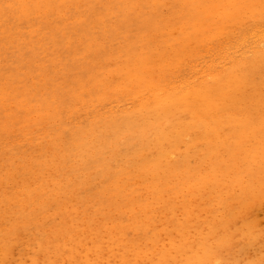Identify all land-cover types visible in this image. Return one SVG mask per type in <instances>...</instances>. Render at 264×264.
<instances>
[{"label": "rangeland", "instance_id": "374dc122", "mask_svg": "<svg viewBox=\"0 0 264 264\" xmlns=\"http://www.w3.org/2000/svg\"><path fill=\"white\" fill-rule=\"evenodd\" d=\"M36 1L0 0V264H264V0Z\"/></svg>", "mask_w": 264, "mask_h": 264}, {"label": "bare ground", "instance_id": "6f19581e", "mask_svg": "<svg viewBox=\"0 0 264 264\" xmlns=\"http://www.w3.org/2000/svg\"><path fill=\"white\" fill-rule=\"evenodd\" d=\"M39 1H40V0H39ZM39 1H38V2H39ZM41 1H42V0H41ZM49 1H50V0H49ZM121 1H122V0H121ZM30 2H31V1H30ZM33 2H34V1H33ZM33 2H32V3H33ZM35 2H37V1L35 0ZM43 2H44V1H43ZM43 2H42V3H43ZM55 2H56V1H55ZM26 3H27V2H26ZM44 3H45V2H44ZM44 3H43V5H44ZM47 3H50V2H47ZM52 3H53V2H52ZM68 3H69V2H68ZM7 4H8V3H7ZM45 4H46V3H45ZM62 4H63V3H62ZM24 5H25V3L23 4V6H24ZM47 5H49V4H47ZM51 5H52V4H51ZM33 6H34V5H33ZM40 6H41V5H40ZM47 7H48V6H47ZM40 8H41V7H40ZM44 8H45V7H44ZM44 8H43V9H44ZM37 9H38V8H37ZM43 9H42V10H43ZM45 9H46V8H45ZM254 28H255V27H254ZM253 31H254V30H253ZM253 31H252V32H253ZM256 31H257V30H256ZM258 31H259V29H258ZM250 33H251V32H250ZM253 33H254V32H253ZM257 35H258V33H257ZM257 35L254 34V37L257 38ZM258 36H259V35H258ZM259 37H260V36H259ZM259 37H258V38H259ZM243 39H244V37H243ZM240 40H241V39H240ZM238 42H239V41H238ZM259 43H260V42H259ZM240 44H241V43H240ZM256 44H257V46H259L258 43H256ZM244 46H245V45H244ZM257 46H255V47L257 48ZM230 47H231V46H230ZM238 47H239V46H238ZM218 49H219V48H218ZM220 50H221V49H220ZM237 52H238V51H237ZM244 55H245V54H244ZM129 56H130V55H129ZM125 60H126V59H125ZM128 60L130 61V59H128ZM133 61H134V60H133ZM142 62H143V61H142ZM131 64H132V63H131ZM135 64H136V63H135ZM143 64H144V63H143ZM167 66H168V65H167ZM131 67H132V65L130 66V68H131ZM144 67H145V66H144ZM144 67H143V68H144ZM169 67H171V66H169ZM214 67H215V66H214ZM147 68H148V67H147ZM171 68H172V67H171ZM132 69H133V68H132ZM167 69H168V68H167ZM169 69H170V68H169ZM210 69H211V68H210ZM127 71H128V70H127ZM127 71H126V72H127ZM131 71H132V70H131ZM138 71H139V68H138ZM161 72H162V71H161ZM127 73H128V72H127ZM131 73H132V72H131ZM135 73H136V71H135ZM138 73H139V72H138ZM138 73H137V75H138ZM165 73H166V72H165ZM168 73H169V72H168ZM141 74H142V73H141ZM128 75H129V73H128ZM163 75H164V73H163ZM125 76H126V75H125ZM140 76H141V75H140ZM142 76H143V74H142ZM210 76H211V75H210ZM127 77H128V76H127ZM147 77H148V76H147ZM125 78H126V77H125ZM125 78H124V79H125ZM122 79H123V78H122ZM122 79H121V80H122ZM137 79H139V78H137ZM203 79H204V78H203ZM123 81H124V80H122V82H123ZM125 81H126V79H125ZM125 81H124V82H125ZM129 81H130V78H129ZM133 81H134V80H133ZM124 82H123V83H124ZM125 83H126V82H125ZM127 83H128V82H127ZM127 83H126V84H127ZM134 83H135V82H134ZM143 83H145V82H143ZM136 84H137V83H136ZM117 85H118V84H117ZM131 85H132V84H131ZM151 85H153V84H151ZM183 85H184V84H183ZM119 86H120V84H119ZM119 86H118V87H119ZM129 86H130V85H129ZM129 86H128V88H129ZM201 86H202V85H201ZM120 87H121V86H120ZM122 87H123V86H122ZM125 87H127V86H125ZM135 87H136V86H135ZM151 87H153V86H151ZM106 88H108V87L106 86ZM136 88H137V87H136ZM138 88H140V87H138ZM138 88H137V89H138ZM156 88H157V87H156ZM156 88H155V89H156ZM150 89H151V88H150ZM177 89H178V88H177ZM124 90H125V89H124ZM132 90H135V89L133 88V89H131V91H132ZM131 91H130V93H131ZM146 91H147V90H146ZM122 92H123V91H122ZM125 92H126V91H125ZM134 92H136V90H135ZM155 92H156V91H155ZM112 93H113V92H112ZM112 93H111V94H112ZM116 93H117V92H116ZM128 93H129V92H128ZM128 93H127V96H128ZM104 94H106V93H104ZM113 94H114V93H113ZM178 94H179V93H178ZM120 95H123V94H120ZM124 95H125V94H124ZM132 95H133V94H131L130 96H132ZM115 97H116V96H115ZM129 102H130V101H129ZM139 102H140V101H139ZM127 103H128V102H127ZM136 103H137V102H136ZM147 103H148V102H147ZM125 106H126V105H125ZM125 106H124V107H125ZM127 106H128V105H127ZM144 110H145V109H144ZM122 111H123V112H127V110H122ZM139 111H140L139 109L134 108V109H133L132 111H130V112H135V113H136V112H139ZM123 114H124V113H123ZM128 114H129V113H128ZM42 115H43V114H42ZM141 115H142V114H141ZM121 116H122V115H121ZM145 116H146V115H145ZM139 118H140V116H139ZM106 120H107V118H106ZM140 120H141V119H140ZM107 121H108V120H107ZM145 122H146V121H145ZM177 123H178V122H177ZM110 124H111V122H110ZM139 126H140V125H139ZM141 126H142V125H141ZM134 127H135V126H134ZM55 128H56V127H55ZM182 128H183V127H182ZM180 129H181V128H180ZM180 129H179V130H180ZM132 132H133V131H132ZM56 133H57V132H56ZM129 135H130V134H129ZM137 135H138V134H137ZM126 136H127V135H126ZM134 136H135V135H134ZM120 138H121V137H120ZM160 139H161V138H160ZM160 139H159V140H160ZM150 140H151V139H150ZM150 140H149V141H150ZM152 140H153V139H152ZM152 140H151V141H152ZM187 140H188V139H187ZM224 140H225V139H224ZM160 141L162 142V140H160ZM152 142H153V141H152ZM153 143H154V142H153ZM167 144H168V143H167ZM170 145H171V144H170ZM166 146H167V145H166ZM153 147H154V146H153ZM157 148H158V147H157ZM167 148H168V147H167ZM173 148H174V147H173ZM156 150H158V149H155V151H156ZM59 152H60V151H59ZM156 152H157V151H156ZM154 153H155V152H154ZM158 153H159V152H158ZM170 154L172 155V153H170ZM168 158H169V157H168ZM163 159H164V158H163ZM3 160H4V159H3ZM173 161H174V160H173ZM159 162H160V161H159ZM159 162H157V163L159 164ZM160 163H161V162H160ZM155 164H156V163H155ZM163 164H164V163H163ZM161 167H164V166H161ZM175 167H176V166H175ZM221 167H222V166H221ZM221 169H222V168H221ZM221 169H220V170H221ZM129 224H130V223H129ZM198 239H199V238H198ZM187 245H188V244H187ZM202 249H203V248H202ZM180 252H181V251H180ZM192 252H193V251H192ZM193 253H194V252H193ZM216 258H217V257H216ZM215 260H216V259H214V261H215ZM220 262H222V261H220ZM212 263H213V262H212ZM217 263H218V262H217ZM240 263H241V262H240ZM213 264H215V262H214ZM218 264H219V263H218ZM220 264H223V263H220Z\"/></svg>", "mask_w": 264, "mask_h": 264}]
</instances>
